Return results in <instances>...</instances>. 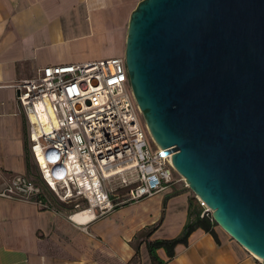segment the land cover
I'll return each mask as SVG.
<instances>
[{
	"label": "water",
	"instance_id": "1",
	"mask_svg": "<svg viewBox=\"0 0 264 264\" xmlns=\"http://www.w3.org/2000/svg\"><path fill=\"white\" fill-rule=\"evenodd\" d=\"M127 76L146 130L264 264V0H139Z\"/></svg>",
	"mask_w": 264,
	"mask_h": 264
},
{
	"label": "crops",
	"instance_id": "2",
	"mask_svg": "<svg viewBox=\"0 0 264 264\" xmlns=\"http://www.w3.org/2000/svg\"><path fill=\"white\" fill-rule=\"evenodd\" d=\"M138 1L0 0V190L14 175L34 181L40 174L13 85L46 65L106 56L97 50L118 44ZM191 197L167 184L107 215L75 221L47 196L48 207L0 196V264H151L147 241L180 234ZM215 232L218 240L197 227L166 264H262L229 234ZM156 251L168 259L162 248Z\"/></svg>",
	"mask_w": 264,
	"mask_h": 264
},
{
	"label": "built area",
	"instance_id": "3",
	"mask_svg": "<svg viewBox=\"0 0 264 264\" xmlns=\"http://www.w3.org/2000/svg\"><path fill=\"white\" fill-rule=\"evenodd\" d=\"M128 78L124 55H118L46 65L13 85L41 178L60 201L72 204L71 218L86 211L107 215L152 196L178 175L170 155L149 144ZM40 194L23 174L0 190L1 197L48 207ZM200 204L201 215L210 213Z\"/></svg>",
	"mask_w": 264,
	"mask_h": 264
},
{
	"label": "trees",
	"instance_id": "4",
	"mask_svg": "<svg viewBox=\"0 0 264 264\" xmlns=\"http://www.w3.org/2000/svg\"><path fill=\"white\" fill-rule=\"evenodd\" d=\"M25 152H26V148H25ZM26 162H27L28 170H31L30 162L29 160H27V157H26ZM36 176H37L36 179L32 182H35L37 185H40L42 187L43 193H41L40 195L41 197H43V200L45 201L47 196V199L49 201L53 200V202L55 203L54 199L49 198L50 196H48L49 195L48 191H50L51 189L46 186L45 182H43L41 175L39 173L36 174ZM189 206H190V210L188 213V219L186 220L187 222L183 226V229L180 234L168 239L156 238L152 241H147L146 248H147V252H149L151 264H166L167 261L175 255L174 250L176 245L186 244L188 242L189 234L193 230L197 229V227L202 228L205 232L210 233L215 237L216 240H218V237L215 232V227L217 226V223L215 220L212 219L211 214L204 213L203 215H201V211L203 208L202 206L199 205V202L196 201V198H194V196L189 199ZM149 234L150 232L148 233V235ZM158 248H162L163 251H165L168 258L167 260H164L159 257L156 251ZM138 253L139 252L136 251V255H138Z\"/></svg>",
	"mask_w": 264,
	"mask_h": 264
},
{
	"label": "rangeland",
	"instance_id": "5",
	"mask_svg": "<svg viewBox=\"0 0 264 264\" xmlns=\"http://www.w3.org/2000/svg\"><path fill=\"white\" fill-rule=\"evenodd\" d=\"M129 19V17H128ZM128 19H126V21H124L123 25H122V31L121 33L118 35L117 37V42L118 44H110L108 47L106 48H103V50H97L98 53H101V54H105L106 56H103V57H109V56H118V55H123L124 53V50H125V47H124V44H125V37H126V28H127V23H128ZM112 51H116L118 52V54H114V55H109V54H112L111 52ZM107 53V54H106ZM103 54V55H104ZM102 58V57H100ZM139 119L141 120V123L142 125L144 126V128L146 129V126H145V121L143 120V117L142 115L139 113ZM146 134H147V139H148V142L151 146L154 145V141L151 137L150 134H148V131L146 130ZM33 166H36L35 164L32 163ZM36 169H34L35 171ZM36 172V171H35ZM174 178H176L174 181H172L169 185L173 188V189H177V190H185L190 196H194V193L193 191H191L185 184V181L183 180L182 177H180V175H176L174 174L173 175ZM127 188H123V189H118V193L119 194H124L126 192ZM49 192V193H48ZM47 193L49 194L48 196H50L49 198H53L55 203L53 202L54 204V207L58 208V209H62V210H66L67 212H70V213H73L75 211V208L72 206V204L70 203H66V202H62L58 199L57 196H55V194L50 190L48 191ZM196 201L199 202V205L201 206L200 204V201L196 198ZM86 205L84 201H81V206H84ZM203 208V206H202ZM218 229H221L219 227V225L216 226ZM222 230V229H221Z\"/></svg>",
	"mask_w": 264,
	"mask_h": 264
},
{
	"label": "bare ground",
	"instance_id": "6",
	"mask_svg": "<svg viewBox=\"0 0 264 264\" xmlns=\"http://www.w3.org/2000/svg\"><path fill=\"white\" fill-rule=\"evenodd\" d=\"M89 216H92V213H91V212L88 213V212L86 211V212H84V213L75 214V215H73L72 218H73L74 220L80 221V220H84V219L88 218Z\"/></svg>",
	"mask_w": 264,
	"mask_h": 264
}]
</instances>
